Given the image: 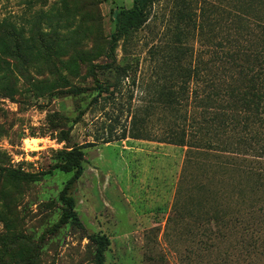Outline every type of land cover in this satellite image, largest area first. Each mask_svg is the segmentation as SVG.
<instances>
[{"label":"rangeland","instance_id":"rangeland-1","mask_svg":"<svg viewBox=\"0 0 264 264\" xmlns=\"http://www.w3.org/2000/svg\"><path fill=\"white\" fill-rule=\"evenodd\" d=\"M181 1L155 0L111 56L116 14L133 0H0V264H97L95 237L109 242L103 264H178L183 247L168 219L187 148L130 138L85 145L106 125L119 133L128 108L149 101L154 47L174 42ZM95 80L119 86L117 108L92 102ZM64 149L83 154L69 186L72 173L43 175Z\"/></svg>","mask_w":264,"mask_h":264},{"label":"trees","instance_id":"trees-1","mask_svg":"<svg viewBox=\"0 0 264 264\" xmlns=\"http://www.w3.org/2000/svg\"><path fill=\"white\" fill-rule=\"evenodd\" d=\"M154 1L133 0L117 12L111 56L121 33L145 24ZM180 4L174 42L154 47L159 72L149 101L128 108L119 133L106 125L105 136L85 146L130 138L186 147L168 219L174 246L183 247L177 263L264 264V0ZM95 87L92 102L103 97L118 107L119 86L95 80ZM82 157L79 149L61 150L43 175L72 173L69 186L82 175ZM64 200L74 217L73 200ZM95 240L103 264L109 242Z\"/></svg>","mask_w":264,"mask_h":264}]
</instances>
